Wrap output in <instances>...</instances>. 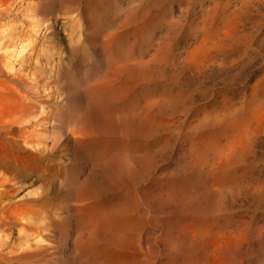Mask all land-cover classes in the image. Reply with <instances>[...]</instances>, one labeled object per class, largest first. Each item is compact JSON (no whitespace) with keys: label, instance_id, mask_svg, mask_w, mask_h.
<instances>
[{"label":"rangeland","instance_id":"rangeland-1","mask_svg":"<svg viewBox=\"0 0 264 264\" xmlns=\"http://www.w3.org/2000/svg\"><path fill=\"white\" fill-rule=\"evenodd\" d=\"M25 94L56 150L0 167L23 218L1 256L81 264L90 240L138 264H264V0H0V110ZM79 122L106 146L76 148ZM88 202L140 229L95 237Z\"/></svg>","mask_w":264,"mask_h":264},{"label":"bare ground","instance_id":"bare-ground-1","mask_svg":"<svg viewBox=\"0 0 264 264\" xmlns=\"http://www.w3.org/2000/svg\"><path fill=\"white\" fill-rule=\"evenodd\" d=\"M30 99L31 98L29 97V95L25 94L23 95L19 103H16L15 105L13 104L12 106H9V107H1V110H0V114H1L0 115V167H4L6 165L9 168L13 164V162H15L18 164V167H20V169L23 171L24 174L30 173L32 170H36L38 166L44 161L45 158L52 161L50 158L52 157L53 152L56 150V145L50 146L46 142L47 141L46 135H47V130H48L46 123L42 122L39 119H36V121L30 120V118L35 113V108H33L34 104L31 102ZM164 105L166 104L164 103ZM153 107L154 106H152V108ZM149 122L150 121L147 120L146 125H149L150 124ZM152 122L153 121L151 120V123ZM77 125H78V127H76L77 129L73 133L74 145L76 148L84 149V148H87L89 145H96V146L101 147L102 149L106 146V145L105 146L103 145L104 141L102 142L100 140H97V138H93L88 135L87 132L89 131H88V128L85 122H79V124ZM245 132H246V129H245ZM247 133H248V130H247ZM236 153L235 155L240 157V155H242L243 152L240 153V155H238V151ZM1 154H6L8 156L1 157ZM235 155L233 154L234 158L231 156V159L230 158L229 159L230 160L235 159ZM135 158L137 159V157ZM140 158H143V155L140 156ZM5 182L7 183L6 179L4 180V183ZM9 194H10V191L8 190H4L2 191V194H0L1 195L0 196V227L1 226H6V227L11 226L12 227V225L14 224L23 225L22 214L18 213L20 212L19 211L20 208H18V206L16 205L17 202H14L11 199H9ZM76 196H77L76 199L80 200V202L83 200H86V197L83 194L77 193ZM32 203L35 205H39V204H42L43 201L34 200ZM110 208H111L110 206L96 207L88 202V203H84L83 205H80L79 207H77L76 212L79 214L78 216L83 217V221L85 219V221L88 222L89 224L88 226L92 229L90 233H93L95 237L96 235L101 234L102 231L112 232L114 235H117L119 232L121 233L124 230H129L133 232L139 228V225L137 222H134L133 224H131L132 219L129 223V226L126 225V223L124 222L125 218L124 216H122L121 210H118V209L111 210ZM128 210H132V209L128 208ZM10 228L8 227L6 228V230ZM89 241L84 242V243L81 241L82 243H80L78 247H76L77 248L76 254H78L77 256L81 258L79 260L80 262L82 261L81 264H138L137 257L139 253L137 252L138 251L137 247H123V248L116 247L117 249L115 250L121 249V251L115 252L114 250L112 253H111L112 250L110 251L108 249H105V252L104 251L97 252L96 248H94ZM17 244H20V243H17ZM17 244H14L16 245V247H13V248L10 247V252H7L6 255H2V256L0 255V264H13L14 262L10 263L11 261H16L17 262L16 264H18L19 261L23 262V260H26L27 257L29 259H31V257H35V259H38V260L40 259L39 257L38 258L36 257L40 254L41 251H38L39 253L33 252V250L31 249L32 247L30 246L24 247V245L17 247ZM125 248H127V252L130 254L128 255L123 254V253H122L123 255L121 254V252H125L122 250ZM3 249H5V247H3L2 249L0 248V250H3ZM35 249L36 248H34V250ZM41 250L43 251V249ZM135 250H136V253L134 252ZM74 251H75V247H74ZM74 251H73V254L75 253ZM94 251H96L97 253ZM224 254L226 253H224L223 251V253H220L219 257L223 259L227 258V257H224ZM30 261L32 262L33 259H31ZM219 262H221V259H219Z\"/></svg>","mask_w":264,"mask_h":264}]
</instances>
